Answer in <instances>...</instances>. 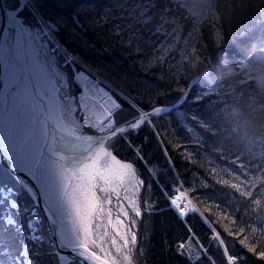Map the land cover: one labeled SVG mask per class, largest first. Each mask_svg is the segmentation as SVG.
Listing matches in <instances>:
<instances>
[{"label": "trees", "instance_id": "trees-1", "mask_svg": "<svg viewBox=\"0 0 264 264\" xmlns=\"http://www.w3.org/2000/svg\"><path fill=\"white\" fill-rule=\"evenodd\" d=\"M5 2L9 8L17 7V0ZM33 2L36 5L34 10L23 9L18 16L22 21L27 19L25 26L42 30L48 45L52 47L50 51L54 56V63L66 73L70 92L75 94L78 89L73 79L75 71L83 70L102 79V84L121 106L114 116L115 124L133 120L138 116L139 110L148 111L155 105L173 103L182 93L179 89H185L191 76L184 73L173 76L176 68L169 71V65L179 62V51L170 53L163 66L157 64L148 67L153 55L148 46L141 42L145 51L135 52L133 49L136 45H128L126 32L115 34V25L121 22V11L111 8V0ZM241 2L242 0H220L219 27L223 35L220 46H217L214 39L215 29L207 22L200 26L195 44L200 54L211 62L224 57L233 64L239 59L237 44L249 40V35L253 37L259 34L247 31L246 35L239 37L241 29L255 25L262 19L255 5L249 4L247 8H242ZM228 5H232V9ZM106 8L110 9L108 19H105ZM180 11L183 16L191 14L188 8ZM49 25H54L55 28H50ZM191 27L190 22L184 26L182 40L188 36ZM182 47V43L178 45V49ZM68 57L72 59L69 60ZM196 84L197 87H189L188 95L177 107L169 112L150 116L151 125L145 123L140 128L128 130L107 142L119 158L136 164L143 183L139 194L142 215L137 219V245L133 264H227L223 249L213 238V229L225 240L229 254L243 257L238 264H264V260L243 248L238 239L227 235L224 226L228 221H219L215 208L211 214L205 211L211 200L200 202L205 197H212L222 208L233 213L236 224L229 225L233 231L245 225L257 229L264 227V221L258 219L264 213L251 210L246 213L247 201L238 196L233 199L226 189L214 184L207 176V169L210 167L227 163L220 159L221 153L231 157L233 154L228 150L234 148V154L238 155L244 145L233 144L234 135L232 140L227 139L230 129L223 122V117L218 115L228 92L222 91L220 85L214 87L202 79L196 81ZM204 91L208 95L197 99ZM177 144L181 147H175ZM185 148L192 152L191 160L183 155ZM218 148L220 152L216 151ZM205 180L209 184L207 188L201 187ZM0 185H7L12 189L6 199H0V220L11 216L24 229L20 234L16 233L15 227H8L5 231L4 223L0 222V261L4 256L11 255L17 257V264H24L25 256L32 252L39 254L28 258L39 264H80L74 261L60 262L39 207L1 163ZM180 187L185 190L195 189L189 195L206 220L199 213L179 217L169 206L167 195ZM13 202L17 205L16 208L10 206ZM145 206L150 210L144 211ZM29 221L32 229L43 237L39 244L29 239L32 235V229L28 227ZM258 242L262 245L259 250H264V237H261L259 231L257 238L250 240V243ZM181 243L185 244L184 249L179 248ZM187 243L192 250L195 249L196 255H187ZM141 249L144 250L143 253Z\"/></svg>", "mask_w": 264, "mask_h": 264}, {"label": "snow or ice", "instance_id": "snow-or-ice-1", "mask_svg": "<svg viewBox=\"0 0 264 264\" xmlns=\"http://www.w3.org/2000/svg\"><path fill=\"white\" fill-rule=\"evenodd\" d=\"M249 4L255 5V9L259 10L262 18L260 24L254 26L250 33L258 32L259 36H264V6H262L264 0H242L240 7L247 8ZM219 7L220 0H194V2L189 0H111V8L121 11V22L115 25V34L120 35L126 32L128 45H136L133 49L135 52L145 51L141 42L147 45L153 53L148 67L157 64L163 66L170 53L179 51V62L176 65H169L170 72L172 68H176V72L172 73L173 76L182 73L181 69L187 62L211 63L207 57L200 54L195 41L200 26L207 22L215 29L214 39L217 46L223 43V35L219 27L221 20ZM228 7L232 9V5ZM35 8L33 0H24V2L17 0L16 10L8 12L10 22L17 27L18 33L28 31L25 28L27 19L25 18L24 21L17 19L18 13L23 9L32 11ZM184 8H188L191 13L189 16L182 15L180 10ZM109 16L110 9L106 8L105 19ZM189 22L192 25L191 31L182 40L181 32ZM49 27L54 28V25ZM250 38H252L251 35L248 36V39ZM181 43L183 47L178 49ZM237 55L239 59L233 62V66L241 86L251 87L247 79L246 65L243 64L239 51ZM68 59L71 60L72 57ZM78 77L84 85V92L78 98L79 107L84 113L83 123L81 124L73 115L76 111L72 103L73 98L65 95L66 105L57 103L48 116V119L54 120L51 138H49L47 124H42L40 151L33 157L32 168L28 171L33 174L39 172L41 176L47 178V182L42 187L44 194L49 198V210L54 216L55 234L60 248L70 250L79 259L80 264L84 262L86 264H132V253L137 245L135 218L142 215L137 198L142 181L138 179L134 165L117 159L106 144L129 129H138L145 123L151 125L150 116L167 112L168 109L157 106L150 111L139 110L138 118L126 121L125 125L117 127L114 116L120 110V104L102 89L91 85L82 73L78 74ZM199 80L200 78L196 77L191 87H197L196 81ZM179 90L183 95L177 103H182L188 93L184 92L183 88ZM207 95L208 92L204 91L197 96V99ZM218 115L223 116V113L219 112ZM85 126L96 129L100 133L107 132V135H86L81 131ZM232 136L230 132L227 139L232 140ZM232 143H242L243 150L236 155L234 148L229 149L228 152L233 154L231 157L221 153L220 159L227 163L210 167L207 169V176L214 181V184L226 189L233 199L238 196L247 201L246 213L249 210L264 213V137L239 142L235 139ZM175 147L179 148L181 145L177 144ZM18 148L20 152H24L28 146L22 143ZM216 151L220 152V149ZM183 155L189 160L192 159V152L187 148ZM21 170L23 169L17 167V171ZM14 178L18 183L20 182L19 176ZM201 187H209L206 180L201 183ZM11 191L12 189L7 185H0V199H6ZM191 191L195 189L177 188V194L170 199L171 206L181 217L189 213H199L206 220L204 214L200 213V209L189 198ZM113 200L116 201L115 204ZM209 200L212 202L207 203L205 211L211 214L212 209L215 208L218 220L228 221V224L224 226L227 235L238 239L239 244L249 253L264 260V250H259L261 243H250V240L257 238L258 231L261 237H264V227L257 229L251 225H245L233 231L229 225L236 224L234 214L227 208H222L212 197H205L200 202L206 203ZM10 206L17 207L14 202ZM258 219L264 221V216ZM0 222L4 223L5 231L8 227H15L17 234L24 230L23 225L11 216L2 218ZM28 227L32 229L31 221ZM213 238L223 249L227 264H238L243 259V257L229 254L225 240L214 229ZM29 239L39 244L43 237L32 229ZM179 248L184 249L185 244L181 243ZM143 251L141 249V253ZM38 254L28 252L24 264H39L38 261L28 258ZM21 255L23 256L24 252ZM59 259L67 261L69 257L59 256ZM0 264H17V257L6 255Z\"/></svg>", "mask_w": 264, "mask_h": 264}, {"label": "rangeland", "instance_id": "rangeland-1", "mask_svg": "<svg viewBox=\"0 0 264 264\" xmlns=\"http://www.w3.org/2000/svg\"><path fill=\"white\" fill-rule=\"evenodd\" d=\"M26 29L28 31L25 37V54L21 57L23 76L9 94L7 106L0 115V144L5 145L19 165L33 175L37 187L49 202L42 187L47 182V178L41 176L39 172L33 174L28 171L32 168L33 157L40 151L41 129L42 124H45L43 114L35 105L37 98L42 97L49 114L53 112L57 103L66 105L61 94L65 92L67 81L64 71L54 63V56L47 48V40L42 30L37 27H26ZM80 73L87 79L90 78L84 72H77L75 79L79 85L78 74ZM105 91L112 97L108 90ZM77 107H79L78 101L74 108ZM81 112L84 117L82 110ZM22 143L28 146L24 152H20L18 148ZM115 203L116 201L113 200V204ZM130 215H132L131 212ZM186 250L189 254L192 253L189 243L186 245Z\"/></svg>", "mask_w": 264, "mask_h": 264}, {"label": "clouds", "instance_id": "clouds-1", "mask_svg": "<svg viewBox=\"0 0 264 264\" xmlns=\"http://www.w3.org/2000/svg\"><path fill=\"white\" fill-rule=\"evenodd\" d=\"M237 49L251 87L241 86L233 64L224 57L211 63L187 62L181 72L214 87L220 85L222 91L230 93L220 112L239 142L264 137V36L256 35L238 43Z\"/></svg>", "mask_w": 264, "mask_h": 264}, {"label": "water", "instance_id": "water-1", "mask_svg": "<svg viewBox=\"0 0 264 264\" xmlns=\"http://www.w3.org/2000/svg\"><path fill=\"white\" fill-rule=\"evenodd\" d=\"M8 8L6 7L3 0H0V51L2 46H9L10 53L13 54L14 51V40L16 35L18 34L17 27L10 22V18L8 16ZM17 19H19L17 17ZM10 55V56H11ZM0 70V89L2 86V75ZM20 78V74L18 77L10 82L9 86L4 90V92L0 95V99L2 101L0 106V114L4 111V108L8 101V94L16 85L18 79ZM0 162L15 176L20 177L21 185L27 190V192L31 195L35 203L40 207L43 216L46 219L47 225L49 227L50 235L54 241L56 251L59 256H67L71 260H76L79 262V259L75 257L70 250L62 249L57 244V236L55 234L56 225L54 224V216L53 213L49 210V203L45 199V197L41 194L40 190L38 189L34 179L30 174L26 171L21 170L17 171L18 164L12 157L10 153L6 150V147L0 144ZM22 169L21 167H19ZM86 264V262H84Z\"/></svg>", "mask_w": 264, "mask_h": 264}, {"label": "bare ground", "instance_id": "bare-ground-1", "mask_svg": "<svg viewBox=\"0 0 264 264\" xmlns=\"http://www.w3.org/2000/svg\"><path fill=\"white\" fill-rule=\"evenodd\" d=\"M14 44L16 45V48L14 49L12 55L10 53L11 51H10L9 46H5V45L2 46L1 51H0V70H2L1 75H2V79H3L2 80V86L0 89V95L9 86L10 82L15 80L19 75L20 68L22 67L21 57H22V55L25 54V33H19V35L14 40ZM78 80H79V77H78ZM87 80L90 81L91 85H94L97 89H102L103 92L107 93L105 91V89L102 88L99 85L98 81H96L95 79L89 78ZM80 84H81V89L78 92V97H80L84 92V85L81 82H80ZM1 103H2V101L0 99V106H1ZM79 103H80V101H79ZM35 106H36L37 110L43 114L44 121L47 124L48 129L50 128L51 133H52L53 128H54V120L48 119L49 113L47 112L44 99L42 97H38L37 103ZM97 110L99 111V108H97ZM73 115H74V113H73ZM74 117L79 121V119L75 115H74ZM81 131L86 135H93V136L104 135V134H94V133H90V132H85L82 129H81ZM6 150L8 151V153L12 154L9 149H6ZM16 162H17V160H16Z\"/></svg>", "mask_w": 264, "mask_h": 264}]
</instances>
